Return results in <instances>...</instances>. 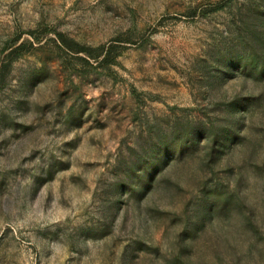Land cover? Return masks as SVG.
Listing matches in <instances>:
<instances>
[{
	"label": "rangeland",
	"instance_id": "obj_1",
	"mask_svg": "<svg viewBox=\"0 0 264 264\" xmlns=\"http://www.w3.org/2000/svg\"><path fill=\"white\" fill-rule=\"evenodd\" d=\"M0 264H264V0H0Z\"/></svg>",
	"mask_w": 264,
	"mask_h": 264
}]
</instances>
